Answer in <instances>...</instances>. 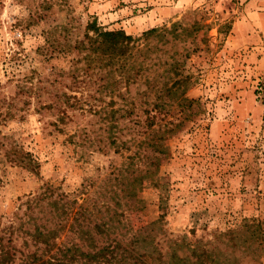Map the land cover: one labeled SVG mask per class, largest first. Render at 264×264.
Instances as JSON below:
<instances>
[{
  "label": "rangeland",
  "instance_id": "obj_1",
  "mask_svg": "<svg viewBox=\"0 0 264 264\" xmlns=\"http://www.w3.org/2000/svg\"><path fill=\"white\" fill-rule=\"evenodd\" d=\"M54 257L264 264V0H0V264Z\"/></svg>",
  "mask_w": 264,
  "mask_h": 264
},
{
  "label": "trees",
  "instance_id": "obj_2",
  "mask_svg": "<svg viewBox=\"0 0 264 264\" xmlns=\"http://www.w3.org/2000/svg\"><path fill=\"white\" fill-rule=\"evenodd\" d=\"M88 29L94 32L93 36H90L89 34H87L86 36L88 38L87 43L89 44L88 49L90 53L96 55L98 58H103V57L108 58L110 60L108 65H112V61H114L115 59L125 60L126 58L132 56L133 49L135 48V42L137 41V39L133 38L131 35H127L125 31L123 30L107 31L95 27L94 25L88 26ZM163 31L164 30H162L161 32ZM157 32L158 30L152 29L149 30L147 33H145V35L146 37H149L150 35L155 34ZM136 75H138V73H133L126 76V82L127 83L128 81L130 82L131 78L136 77ZM181 82H183V79L182 80L178 79L177 81L174 82V84H180ZM170 93H172V88H164L158 98L162 99L163 96ZM159 106H161V104L156 103L154 105V108H157ZM151 114L152 113L149 112L148 118L146 119L148 121V127H152L156 122L155 120L157 119L156 114L152 116ZM95 226L100 230L101 233L109 235V233L106 232V230H104L100 225L95 224ZM90 238H91V243L89 245L95 247L96 246L95 239L92 236H90ZM122 246L123 244L121 243V241L113 239L110 243L101 246L94 253H90V252L85 253L82 249L78 248L77 246H76V250L74 251L80 252V254L84 257H87L89 261L92 260L98 261L99 257L105 256L107 252L113 253L114 256V253L117 251V249L121 248ZM67 252L70 253L73 252V250L71 248H68ZM130 252L131 254H134L132 251ZM137 258L139 259V257ZM179 261H182V259H180ZM40 264H74V263L72 260H63L54 257Z\"/></svg>",
  "mask_w": 264,
  "mask_h": 264
},
{
  "label": "crops",
  "instance_id": "obj_3",
  "mask_svg": "<svg viewBox=\"0 0 264 264\" xmlns=\"http://www.w3.org/2000/svg\"><path fill=\"white\" fill-rule=\"evenodd\" d=\"M252 2L254 1L246 3L245 15L233 25L232 32L234 33L235 39L244 40L246 41L245 43L248 42V29L253 28V25L256 24L254 21H252L255 20V18L252 17V12H250L252 16L248 13V6H250V4L252 5ZM256 16L257 15H255V17Z\"/></svg>",
  "mask_w": 264,
  "mask_h": 264
}]
</instances>
